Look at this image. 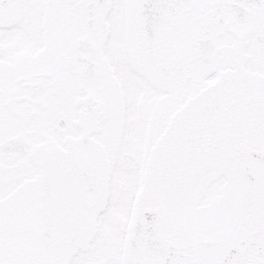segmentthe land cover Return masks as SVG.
Listing matches in <instances>:
<instances>
[{"label": "snow or ice", "instance_id": "snow-or-ice-1", "mask_svg": "<svg viewBox=\"0 0 264 264\" xmlns=\"http://www.w3.org/2000/svg\"><path fill=\"white\" fill-rule=\"evenodd\" d=\"M0 264H264V0H0Z\"/></svg>", "mask_w": 264, "mask_h": 264}]
</instances>
